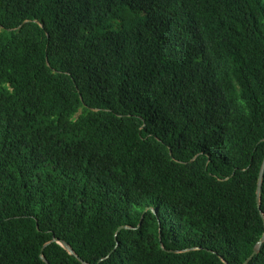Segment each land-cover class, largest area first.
I'll return each mask as SVG.
<instances>
[{"label":"trees","instance_id":"obj_1","mask_svg":"<svg viewBox=\"0 0 264 264\" xmlns=\"http://www.w3.org/2000/svg\"><path fill=\"white\" fill-rule=\"evenodd\" d=\"M263 160L264 0H0V264H244Z\"/></svg>","mask_w":264,"mask_h":264},{"label":"water","instance_id":"obj_2","mask_svg":"<svg viewBox=\"0 0 264 264\" xmlns=\"http://www.w3.org/2000/svg\"><path fill=\"white\" fill-rule=\"evenodd\" d=\"M263 178H264V160H263V163H262V166H261V170H260V173H259V180H258V184H257V205H258V208L260 209V204H261V191H262V184H263ZM261 215L263 216L264 218V215L263 213L261 212ZM122 228H119V230H121ZM161 240V238H160ZM63 247L64 249H66L70 254H74V251L68 246V244L62 242V241H58ZM264 242V236L263 238L261 239V241L258 243L257 247L254 249L252 255L246 260V262L244 264H247L249 261H251V259L256 256L258 253H259V249H260V246L261 244ZM43 261L46 262L47 264H49L46 259L41 256ZM81 261V260H80ZM85 264V263H84Z\"/></svg>","mask_w":264,"mask_h":264}]
</instances>
